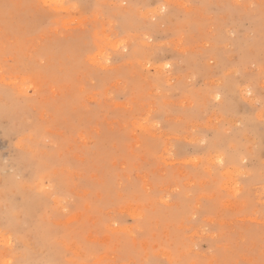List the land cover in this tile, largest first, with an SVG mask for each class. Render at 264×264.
<instances>
[{"label":"rangeland","instance_id":"rangeland-1","mask_svg":"<svg viewBox=\"0 0 264 264\" xmlns=\"http://www.w3.org/2000/svg\"><path fill=\"white\" fill-rule=\"evenodd\" d=\"M0 264H264V0H0Z\"/></svg>","mask_w":264,"mask_h":264},{"label":"snow or ice","instance_id":"snow-or-ice-1","mask_svg":"<svg viewBox=\"0 0 264 264\" xmlns=\"http://www.w3.org/2000/svg\"><path fill=\"white\" fill-rule=\"evenodd\" d=\"M161 11H164V9H161ZM249 95H251V93H249ZM216 99H217V100H219V99H220V97H219V96H217V97H216Z\"/></svg>","mask_w":264,"mask_h":264},{"label":"bare ground","instance_id":"bare-ground-1","mask_svg":"<svg viewBox=\"0 0 264 264\" xmlns=\"http://www.w3.org/2000/svg\"><path fill=\"white\" fill-rule=\"evenodd\" d=\"M237 124V123H236Z\"/></svg>","mask_w":264,"mask_h":264}]
</instances>
